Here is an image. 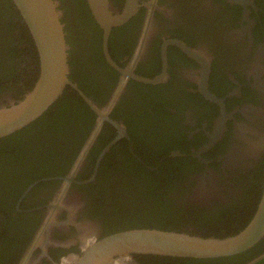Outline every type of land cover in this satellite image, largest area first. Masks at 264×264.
I'll list each match as a JSON object with an SVG mask.
<instances>
[{
	"label": "flooded vegetation",
	"instance_id": "af4514ba",
	"mask_svg": "<svg viewBox=\"0 0 264 264\" xmlns=\"http://www.w3.org/2000/svg\"><path fill=\"white\" fill-rule=\"evenodd\" d=\"M56 1L71 82L49 108L68 95L82 111L63 109L65 121H38L43 112L20 129L35 125L6 136L12 145L21 136L54 137L67 163L80 148L65 173L35 178L19 196L2 194L9 208L0 211V234L9 230L0 236V260L13 255L15 264H71L95 240L135 227L239 236L264 202V0H135L126 18L130 0H107L110 15L101 21L88 0L86 15L75 0ZM4 9L0 0V44L7 49L0 60L10 63L0 74L16 67L0 90L1 103L25 98L41 73L34 38L38 57L22 49L20 62H12L11 17ZM16 29L23 31L20 24ZM90 140L75 175L89 181H72L61 198L74 214L69 219V210L57 209L55 219L69 222L43 230L51 217L45 205L59 204L63 177ZM5 166L0 173L11 174ZM37 206L43 207L27 211ZM27 228L29 238L22 239ZM165 256L132 254L114 264H264V234L232 254Z\"/></svg>",
	"mask_w": 264,
	"mask_h": 264
},
{
	"label": "water",
	"instance_id": "95a60500",
	"mask_svg": "<svg viewBox=\"0 0 264 264\" xmlns=\"http://www.w3.org/2000/svg\"><path fill=\"white\" fill-rule=\"evenodd\" d=\"M33 36L41 61V73L35 86L25 98L10 102H0V137L6 136L41 115L61 94L65 85L71 82L68 78V45L65 38L62 11L56 0H13ZM98 20L107 15V0H88ZM129 10L124 18L131 16L136 10L135 0H130ZM108 13L107 16H109ZM119 17V16H118ZM117 17V21H118ZM113 20L112 23H116ZM108 25V29L110 25ZM85 100L99 113V107L86 95ZM105 118H102V120ZM103 122V121H101ZM116 124V122H114ZM121 127V126H120ZM91 144L82 151L76 167L63 179L67 181L59 204L45 205L50 209V219L44 229L50 230L55 224L63 225L69 220L59 221L54 213L59 208L69 210V219L74 212L71 207L62 204V196L83 163L84 156ZM95 177L93 175L92 179ZM264 201V200H263ZM43 206L27 209L31 211ZM264 234V202L256 214L253 223L239 236L229 239L204 237L197 234L177 230H166L155 227H135L111 233L97 239L82 249V253L74 259V264H114L115 261L132 254H152L187 257H215L232 254L250 247ZM41 235L43 232L41 231ZM69 242L68 244H70ZM25 264V263H24Z\"/></svg>",
	"mask_w": 264,
	"mask_h": 264
},
{
	"label": "trees",
	"instance_id": "16d2710c",
	"mask_svg": "<svg viewBox=\"0 0 264 264\" xmlns=\"http://www.w3.org/2000/svg\"><path fill=\"white\" fill-rule=\"evenodd\" d=\"M79 9V12L83 15H86L87 13V5L86 0H75ZM4 12H8L10 14L11 20H9L7 26L9 27L8 30V37L11 38L12 45H11V53L14 55V60L12 62L18 63L21 60V56L18 55L19 51H22L25 53V55L34 56L35 58L37 56V49L35 47V43L33 40V37L30 33L29 27L25 22H21V19H23L20 11L14 4L13 0H6V9H4ZM15 16V17H14ZM14 17V18H13ZM16 24H20V27L23 29L22 33L17 31ZM13 27H15V31L13 30ZM7 28V27H6ZM1 31V29H0ZM7 32V30H6ZM27 41L28 43L32 44L30 46H24L23 43ZM7 51L6 47H3L0 44V56H2L3 51ZM11 62V63H12ZM8 64H10L8 61L1 62L0 60V68L6 67ZM6 65V66H5ZM16 67V64H12L11 67L7 68L8 72L5 75L0 74V90L4 88V83L8 81L9 78H11L13 75L9 74L13 68ZM18 67V65H17ZM73 96L63 95L60 100L58 101L57 108L54 110L52 108H49L38 121L42 120H51L52 118L58 119V121H65L67 120L65 117L62 116L61 112L64 109L65 113L69 112L72 115H75L76 111L81 110L82 106L76 102ZM59 102L63 105L62 108L59 110ZM66 104V105H65ZM72 119V118H71ZM57 121V122H58ZM35 122V121H34ZM32 123V125H35V123ZM32 125L26 127L29 128ZM24 128V129H26ZM20 129L19 133L24 130ZM49 132V130H48ZM39 134H34L30 138L28 137H19V139H16V144L12 145L10 144L12 141V137L8 138L9 136H6L4 138L0 139V157L4 156L2 158V161L4 163L0 164H6V168H11V174L6 173L2 171L0 173V205L2 206L0 208V211H4L5 208H9L8 203L2 202L3 195L7 194L9 192L12 193L13 196H19L21 194V191L26 187L28 183H30L33 179L41 177L43 175L47 174H63L68 169L69 166L76 155L78 147L76 149L74 154L71 156L70 162L67 163L66 155L64 153V149L61 145H59V141L54 142V137H46L39 139ZM8 138V139H7ZM10 140V141H9ZM69 146H75L73 140L69 143H67ZM13 150V151H12ZM94 158H92L91 162L88 163L86 166V170L91 167L92 161H94ZM67 163V164H65ZM107 171V168L105 167L103 169V164L100 167L101 177L102 175ZM58 181H45L43 184L48 183H57ZM11 206V205H10ZM23 219H29L27 217L22 218ZM133 221V220H131ZM150 222V221H149ZM136 225H139V223L134 222ZM154 224V223H153ZM9 229L4 228V233L7 232ZM29 229L27 228L25 234L23 233L22 239L29 238ZM4 239L15 241L14 238L16 236H13V239L11 237H8L7 235H3ZM25 240V239H24ZM20 243V242H17ZM15 243V244H17ZM144 254H140L142 256ZM152 255V254H151ZM158 256V255H155ZM165 257H171V256H165ZM0 264H15V257L13 255H10L7 259H1Z\"/></svg>",
	"mask_w": 264,
	"mask_h": 264
},
{
	"label": "bare ground",
	"instance_id": "6f19581e",
	"mask_svg": "<svg viewBox=\"0 0 264 264\" xmlns=\"http://www.w3.org/2000/svg\"><path fill=\"white\" fill-rule=\"evenodd\" d=\"M48 109H49V107H48ZM48 109H46V110L44 111V113H45ZM75 257H76V256H75ZM74 259H75V258H74ZM74 259H73L72 261L70 260L71 262H70V261H69V262H70L71 264H74Z\"/></svg>",
	"mask_w": 264,
	"mask_h": 264
}]
</instances>
